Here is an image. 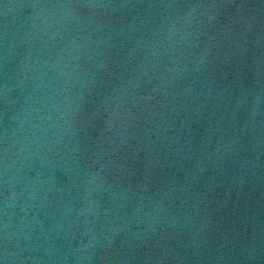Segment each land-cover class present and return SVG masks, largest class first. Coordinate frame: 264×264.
<instances>
[{
  "label": "water",
  "instance_id": "1",
  "mask_svg": "<svg viewBox=\"0 0 264 264\" xmlns=\"http://www.w3.org/2000/svg\"><path fill=\"white\" fill-rule=\"evenodd\" d=\"M0 264H264V0H0Z\"/></svg>",
  "mask_w": 264,
  "mask_h": 264
}]
</instances>
